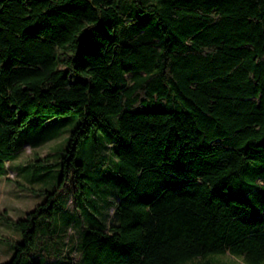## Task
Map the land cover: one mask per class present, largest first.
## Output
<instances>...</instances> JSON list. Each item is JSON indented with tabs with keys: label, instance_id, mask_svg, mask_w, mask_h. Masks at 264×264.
Listing matches in <instances>:
<instances>
[{
	"label": "trees",
	"instance_id": "1",
	"mask_svg": "<svg viewBox=\"0 0 264 264\" xmlns=\"http://www.w3.org/2000/svg\"><path fill=\"white\" fill-rule=\"evenodd\" d=\"M39 114L77 125L4 264H264V0H0V177Z\"/></svg>",
	"mask_w": 264,
	"mask_h": 264
},
{
	"label": "rangeland",
	"instance_id": "2",
	"mask_svg": "<svg viewBox=\"0 0 264 264\" xmlns=\"http://www.w3.org/2000/svg\"><path fill=\"white\" fill-rule=\"evenodd\" d=\"M76 125L77 118L74 117L48 119L46 115L39 114L30 118L19 129L16 142H20L22 146L13 158L5 163V175L0 177V264L12 258L16 245L22 241L21 232L14 223L25 218L36 206L43 203L46 192L58 189L60 158ZM73 189L74 183L69 177L64 180L53 203V213L57 218L55 221L63 228L67 222L65 216H62V211L67 208L69 211L74 210ZM102 197L96 217L103 221L108 213L107 222L112 224V196L103 193ZM66 234L71 236H65L63 243L58 238L59 234H55L53 239L57 241L61 254L66 253L77 262L79 255L75 235H78V230L70 227ZM66 241L71 244L67 249ZM36 252V248H33L24 254L21 258L22 264H27ZM47 261L55 262L53 256H49ZM212 261L217 264H243L242 258L230 254L213 257Z\"/></svg>",
	"mask_w": 264,
	"mask_h": 264
}]
</instances>
